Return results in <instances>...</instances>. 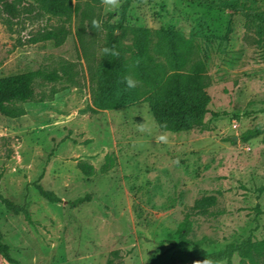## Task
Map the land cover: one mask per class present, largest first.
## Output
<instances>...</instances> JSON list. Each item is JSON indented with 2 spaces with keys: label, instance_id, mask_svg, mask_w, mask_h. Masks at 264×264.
<instances>
[{
  "label": "rangeland",
  "instance_id": "rangeland-1",
  "mask_svg": "<svg viewBox=\"0 0 264 264\" xmlns=\"http://www.w3.org/2000/svg\"><path fill=\"white\" fill-rule=\"evenodd\" d=\"M34 1L15 17L0 10V76L41 69L62 78H37L34 98L16 103L20 116L0 112V189L32 218L0 202L10 247L0 264H198L163 241L182 230L185 207L205 193L218 195L222 213L193 216L190 236H209V249L264 237V47L245 38L244 17L212 0L131 1L129 25L182 31L206 57L207 129L164 131L147 102L94 107L89 66L101 58L104 34L86 26L85 50L82 12L89 7L99 23L116 12L114 25L126 0H69L60 16L38 12ZM243 1L264 8V0ZM51 27L66 32L61 44L34 40ZM80 161L95 172L85 174ZM36 180L61 201L44 198ZM84 194L90 200L75 206Z\"/></svg>",
  "mask_w": 264,
  "mask_h": 264
},
{
  "label": "trees",
  "instance_id": "trees-1",
  "mask_svg": "<svg viewBox=\"0 0 264 264\" xmlns=\"http://www.w3.org/2000/svg\"><path fill=\"white\" fill-rule=\"evenodd\" d=\"M132 0H126L119 11V20L112 24L116 12H108L102 22L95 18L89 7L82 12L84 27L79 30V38L83 47L87 48L88 29L93 33L102 32L104 43L101 58L94 65L90 64V75L93 82V103L95 108L116 109L138 102H147L161 130L189 131L207 129L206 116L210 112L212 97L208 91L211 77L206 65V57L202 45L193 37L174 29H152L141 25L128 24V11ZM26 0H0V10L9 16L19 14L20 6ZM69 0H35L38 12L60 16L68 9ZM220 8L240 13L245 19V38L258 47H264V8L255 1L226 0L210 1ZM96 24L93 25V21ZM128 35L132 43L127 44ZM66 32L60 27L46 28L40 31L35 41L53 40L61 44ZM107 48L106 53L104 49ZM130 75L137 81L134 88H127L124 76ZM43 77L51 80L62 78L56 71L28 70L0 76V112L9 117H18L23 111L16 103L27 102L35 96V81ZM214 116L220 112L213 111ZM261 131L260 127L247 130L249 137ZM79 168L87 175L95 172L91 164L80 161ZM42 176V175H41ZM2 173L0 172V182ZM34 185L40 194L50 202L61 201V197L53 190L43 186L40 180ZM261 187L260 191H263ZM90 194H84L72 200L77 206L90 200ZM0 202L10 211L24 214L31 220V212L26 205L17 203L6 196L0 189ZM218 195L205 193L184 209L182 230L169 234L163 241L178 248L186 257L202 264L209 259L218 264H264V237L256 238L253 234L239 241L229 242L223 247L210 248L213 240L203 235L192 237L193 216H211L222 213L216 209ZM191 245L195 250L190 249ZM9 245L3 241L0 230V252L7 254ZM203 249V250H201ZM107 264H117L112 259Z\"/></svg>",
  "mask_w": 264,
  "mask_h": 264
},
{
  "label": "clouds",
  "instance_id": "clouds-1",
  "mask_svg": "<svg viewBox=\"0 0 264 264\" xmlns=\"http://www.w3.org/2000/svg\"><path fill=\"white\" fill-rule=\"evenodd\" d=\"M95 24H96V21L94 20L93 25H95ZM104 51L107 53L108 49L105 48ZM123 79H124V82H125V85L127 88L131 89V88H134L136 86L137 81L135 79H133L132 76L125 75ZM202 264H214V262L209 260V259H205L202 261Z\"/></svg>",
  "mask_w": 264,
  "mask_h": 264
},
{
  "label": "water",
  "instance_id": "water-1",
  "mask_svg": "<svg viewBox=\"0 0 264 264\" xmlns=\"http://www.w3.org/2000/svg\"><path fill=\"white\" fill-rule=\"evenodd\" d=\"M234 138L236 139L237 137L235 136Z\"/></svg>",
  "mask_w": 264,
  "mask_h": 264
}]
</instances>
